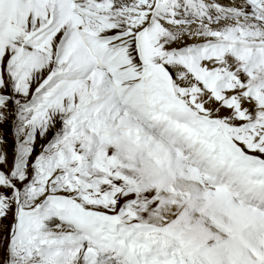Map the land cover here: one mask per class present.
I'll use <instances>...</instances> for the list:
<instances>
[{
  "label": "snow or ice",
  "instance_id": "obj_1",
  "mask_svg": "<svg viewBox=\"0 0 264 264\" xmlns=\"http://www.w3.org/2000/svg\"><path fill=\"white\" fill-rule=\"evenodd\" d=\"M0 264H264V0H0Z\"/></svg>",
  "mask_w": 264,
  "mask_h": 264
}]
</instances>
